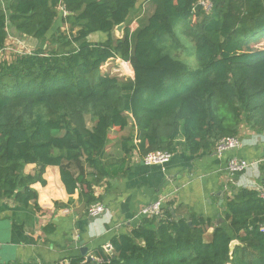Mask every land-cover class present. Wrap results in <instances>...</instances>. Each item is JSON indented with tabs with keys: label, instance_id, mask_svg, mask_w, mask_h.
Returning <instances> with one entry per match:
<instances>
[{
	"label": "trees",
	"instance_id": "1",
	"mask_svg": "<svg viewBox=\"0 0 264 264\" xmlns=\"http://www.w3.org/2000/svg\"><path fill=\"white\" fill-rule=\"evenodd\" d=\"M197 2L0 0V50L11 32L58 46L0 60V198L40 209L32 185L45 184L46 167L56 165L67 192L80 189L88 216L102 200L95 187L124 170V157L107 159L113 129L132 127L123 138L126 156L134 149L142 156L210 152L242 127L264 132V47L251 46L264 33V0H211L210 11ZM144 6L151 12L141 17ZM94 33L102 39L91 40ZM116 59L131 64L133 77L102 72ZM30 163L35 173L24 171ZM260 169L264 184V162ZM230 191L222 222L196 213L177 217L168 203L162 215L113 236L111 251L92 249L97 262L78 254L69 264H264V199L254 188ZM233 240L239 243L231 247ZM41 261L7 264H52Z\"/></svg>",
	"mask_w": 264,
	"mask_h": 264
},
{
	"label": "crops",
	"instance_id": "2",
	"mask_svg": "<svg viewBox=\"0 0 264 264\" xmlns=\"http://www.w3.org/2000/svg\"><path fill=\"white\" fill-rule=\"evenodd\" d=\"M102 37L101 33H94L90 39L99 41ZM131 130L130 126L111 131L117 133L108 143L107 159L124 157V170L95 187L96 194L102 197L99 202L106 208L100 217L90 219L84 215L79 202L80 189L70 195L56 165L46 167L45 184L32 185L38 192L40 209L0 198V264L15 260L69 264V258L81 254L83 246L92 254L97 246L110 244L113 236L131 232L141 222L142 217L137 215L140 208L161 196L165 197L164 207L171 203L177 217L196 213L219 219L224 196L231 194V185L255 188L252 182L263 184L260 165L264 162V132L242 127L238 135L242 146L222 156L214 150L191 154L179 148L167 163L149 165L136 149L125 155L123 138ZM233 156L252 165L243 173L231 174L227 163ZM36 169V164L30 163L24 171L35 173ZM70 198L73 201L68 206L56 207V202L68 203ZM49 223H54V233L45 232L44 227ZM212 231L213 227L209 228L208 234Z\"/></svg>",
	"mask_w": 264,
	"mask_h": 264
},
{
	"label": "built area",
	"instance_id": "3",
	"mask_svg": "<svg viewBox=\"0 0 264 264\" xmlns=\"http://www.w3.org/2000/svg\"><path fill=\"white\" fill-rule=\"evenodd\" d=\"M201 5L206 11H210L212 8L211 0H198L197 2ZM66 14V13H65ZM124 63H127L124 61ZM242 146V141L238 136H225L218 140L216 147L214 148L215 154L222 156L228 150L238 149ZM172 156V152L166 150H156L150 151L143 156L144 161L149 164L163 165L167 163ZM256 164V163H255ZM252 164L244 159H240L236 156L231 157L228 160L227 168L231 174H239L245 172ZM254 189H257L260 192V196L264 199V184L261 186L252 182ZM164 202L165 197L161 196L158 200L148 203L142 206L137 215L141 217H154L160 216L164 212ZM106 208L103 203L96 202L92 204L88 209V216L90 219H96L100 217ZM264 230V227L262 228ZM105 249L108 251L112 250L111 244L105 246Z\"/></svg>",
	"mask_w": 264,
	"mask_h": 264
},
{
	"label": "rangeland",
	"instance_id": "4",
	"mask_svg": "<svg viewBox=\"0 0 264 264\" xmlns=\"http://www.w3.org/2000/svg\"><path fill=\"white\" fill-rule=\"evenodd\" d=\"M60 10H63L65 13H67V11L64 9V7H62ZM150 6H144L142 8V10H140V15L141 17L148 15V13H150ZM138 10L134 11V13L132 14V17L130 20V24H131V28L135 29L138 26V19L134 20V17L138 16ZM133 18V20H132ZM65 29L69 28L68 24H64ZM12 39L9 37L8 38V42H7V46L5 49L0 50V60L6 58H12L14 57L15 54H19V53H24V52H31L34 49H36L39 46H43L46 49H51V48H56L58 47L57 45H53L50 43L49 40L47 41H42V40H38V39H32L29 38V36H25V35H20V34H15L13 32L10 33ZM115 35L117 37H121L123 36V31L122 30H118L117 28H115ZM251 46L253 48H260V47H264V33H262L261 38L252 43ZM182 57H180L183 61H187L186 58H184L183 55H181ZM127 62V61H125ZM128 64L124 63V60H109L108 62H106L105 64L102 65L101 69L103 73H108L111 75H117L120 78H130L133 77V71H132V66L129 62H127ZM191 66H194V61L189 62ZM117 132L113 131L110 134V138H114Z\"/></svg>",
	"mask_w": 264,
	"mask_h": 264
},
{
	"label": "water",
	"instance_id": "5",
	"mask_svg": "<svg viewBox=\"0 0 264 264\" xmlns=\"http://www.w3.org/2000/svg\"><path fill=\"white\" fill-rule=\"evenodd\" d=\"M124 27H125V24H120V25H118L116 28L118 29V30H124ZM124 32V31H123ZM122 37V36H121ZM223 221V218L222 217H219V219H218V222H222ZM239 242H238V240H233L232 242H231V247H233L234 245H236V244H238ZM81 254L82 255H84V256H86L87 257V260L88 261H91V260H93V261H95V262H97L96 260H94V257H93V255L89 252V248L87 247V246H83L82 248H81ZM228 264H230V263H228Z\"/></svg>",
	"mask_w": 264,
	"mask_h": 264
}]
</instances>
